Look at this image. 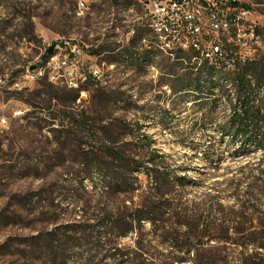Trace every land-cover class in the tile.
<instances>
[{"label":"rangeland","instance_id":"1","mask_svg":"<svg viewBox=\"0 0 264 264\" xmlns=\"http://www.w3.org/2000/svg\"><path fill=\"white\" fill-rule=\"evenodd\" d=\"M237 1L264 24V0ZM136 20H142L141 0H87L84 8L78 0H0V264H53L38 244V234L48 231L70 253L69 264H117L103 259L109 246L73 227L106 231L105 212L131 213L144 204L151 183L141 170L134 190L104 188L98 174H89L104 143L138 159L150 158L156 148L172 178L186 177L184 184L162 186L182 212L171 210L158 224L169 231L180 227L188 243L181 247L183 234L180 247L172 239L163 242V231L147 221L118 239L124 250L141 245L154 264L170 263L166 256L173 253L193 264H264L245 255L247 244L264 240V178L252 179L264 150L240 149L222 134L231 112L219 93L197 100L174 90L188 68L175 70L182 58L145 45L151 34L145 26L136 28ZM140 29L144 36L133 41ZM66 42L79 44L86 62L103 69L101 80L85 86V95L46 80L13 87L28 65ZM142 135L150 140L137 141ZM148 141L152 146L144 145ZM246 181L255 182L256 205L247 202ZM211 201L212 216L206 218Z\"/></svg>","mask_w":264,"mask_h":264},{"label":"trees","instance_id":"2","mask_svg":"<svg viewBox=\"0 0 264 264\" xmlns=\"http://www.w3.org/2000/svg\"><path fill=\"white\" fill-rule=\"evenodd\" d=\"M262 31L257 29V33L261 35L263 34ZM144 34V29H140L133 41H140ZM177 55L182 59L177 60L179 64L176 67L173 66V68L175 70L177 67L188 68V70L179 75L178 84L174 87V90L184 91L187 94L186 96L193 94L197 100L212 98L219 93L227 100L231 112L230 119L220 126L222 134L231 136L236 143H239L240 149H250L251 146H254L255 149L264 150V58L259 60L251 58L244 61V64L235 65L234 69L225 71L223 65L211 64L206 59H196L194 61V57L198 56L196 51H179ZM186 64H188L187 67H185ZM76 98L77 95L74 99ZM215 102L216 99L208 105L211 112L216 108ZM145 140L150 139L146 135H142V137L137 139V141L141 142ZM144 145L152 146V142L148 141ZM103 146V153L101 157H96L97 163L92 165V170L89 174H98L102 178L104 188L108 191L126 193L135 189L133 181H139L138 177L135 176L136 172L144 170L147 179L151 183L149 195L144 204L129 214L122 212L117 215L106 211L102 222L105 224L106 231L89 230L88 232V226L86 225H79L73 228L75 232L82 230L86 236H95L100 246L102 244L106 247L109 246L107 251L110 252L105 254L103 259L113 258L117 264H154L145 256L149 254L148 249H144L139 245L137 249L124 250L118 243V239L127 236L148 221L157 228L156 230L163 231L160 235L163 238V242H169L172 239L175 246L180 247V236L187 233L182 232L180 227H174L169 231L164 225L158 224V222L164 221L162 217L170 214L171 210L176 215L182 212V209L178 210V206L173 207L172 202L174 199L171 201L170 198H167V192L162 191V186L164 183L184 184L186 177L174 176L172 178L170 171L167 170L161 161L164 155L156 148L150 151V158L138 159L132 156L129 150L115 149L107 143H104ZM118 162L120 165L116 164ZM259 165L264 168V158L260 160ZM260 166H258L256 176H252L255 182L264 178V169ZM247 178L250 180V177ZM243 182L242 179L238 180L237 186ZM246 183L249 186L245 194L248 198L247 202H251L253 205L258 204L260 198L256 193L254 183L248 181ZM213 204V201H211L206 218L212 216ZM71 227L67 226V228ZM107 234L110 237L113 235V238L104 240ZM186 236L181 241V247H184L190 240V236ZM38 244L41 247L42 254H47L53 264H69L72 257H70L67 249L58 245L55 231L38 234ZM166 258L171 262L163 264H175L185 261L184 257L176 256L174 253L166 256Z\"/></svg>","mask_w":264,"mask_h":264},{"label":"built area","instance_id":"3","mask_svg":"<svg viewBox=\"0 0 264 264\" xmlns=\"http://www.w3.org/2000/svg\"><path fill=\"white\" fill-rule=\"evenodd\" d=\"M86 5L87 0H82L81 8ZM144 6H152V14H144ZM136 21V28L152 27V35L145 36V45L151 39H160L176 52H188L195 45H202L207 62L218 60L237 66L244 64V58H264V38L257 37V29H264V24L253 20L250 10L237 0H142V20ZM128 36L129 33L121 42H127ZM66 59L76 60V68H67L66 75H58V67H65ZM48 69H55L58 84L81 91V95H85L86 89H77L75 78L96 76L101 80L100 64L86 62L84 49L77 43L66 42L64 48L57 46L52 54L48 52L44 61L28 65L20 82L12 85L17 90L27 88L42 81L43 70ZM247 245L249 256H253L252 247L260 248V245ZM175 264H193V261ZM231 264H241V259Z\"/></svg>","mask_w":264,"mask_h":264},{"label":"bare ground","instance_id":"4","mask_svg":"<svg viewBox=\"0 0 264 264\" xmlns=\"http://www.w3.org/2000/svg\"><path fill=\"white\" fill-rule=\"evenodd\" d=\"M142 3V0H141ZM82 0H78V6L81 8ZM144 12L145 14H152V6H144ZM148 28L149 33L152 35V27L150 26H145ZM257 37L263 38V35L257 33ZM145 40V38H144ZM149 46L152 48L153 46L156 47L160 52L165 53V55L171 57H176L177 53L179 51H175L172 49L167 44H163V40L160 39H151ZM189 50L196 51L198 52V56L194 57V61L196 59L202 60L206 59L207 60V55L205 53V50H203L202 45H195V48H190ZM153 54V53H152ZM151 56V55H150ZM155 58V57H154ZM251 59V58H244V61ZM211 64L214 65H223L225 71H229L234 69L235 65H228L227 62L225 61H218V60H209ZM98 64L97 62H95ZM101 66V65H100ZM67 68H76V60L74 59H66L65 60V67H58V75H66L67 74ZM102 68V67H101ZM103 77V69L100 71V78ZM91 79H97L96 76H86V77H81V78H75V85H77V89H85V86L89 83ZM14 83H19L21 80V77H17L14 79ZM43 80H46L50 83L53 84H58V78H55V69H48V70H43ZM81 93V91H78ZM252 254L253 258L255 260H262L264 261V242L260 245L259 247H252ZM245 255L249 256L250 255V248L249 245H246V250H245ZM191 256H195L194 254H191ZM241 264H247L244 259H241Z\"/></svg>","mask_w":264,"mask_h":264},{"label":"water","instance_id":"5","mask_svg":"<svg viewBox=\"0 0 264 264\" xmlns=\"http://www.w3.org/2000/svg\"><path fill=\"white\" fill-rule=\"evenodd\" d=\"M54 52V47L49 48V53L52 54Z\"/></svg>","mask_w":264,"mask_h":264}]
</instances>
